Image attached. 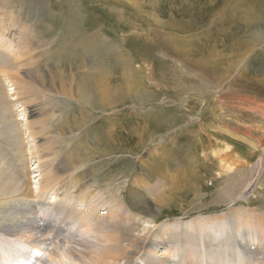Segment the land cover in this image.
Wrapping results in <instances>:
<instances>
[{
    "label": "rangeland",
    "instance_id": "374dc122",
    "mask_svg": "<svg viewBox=\"0 0 264 264\" xmlns=\"http://www.w3.org/2000/svg\"><path fill=\"white\" fill-rule=\"evenodd\" d=\"M0 28L1 57L34 48L26 65L34 73L24 72L37 87L29 107L4 81L34 198L52 161L59 181L73 174L71 182L92 195L77 209L88 210L95 195L99 216L120 209L124 245L137 243L130 257L161 235L156 250L169 264H264V222L252 224L264 220L263 0H0ZM47 109L55 117L48 123ZM165 115L179 123L165 128L170 121L156 120ZM59 183L40 200L56 205ZM243 213L251 222L240 220ZM72 220L60 215L67 229L54 242L90 251ZM174 235L179 241H165Z\"/></svg>",
    "mask_w": 264,
    "mask_h": 264
},
{
    "label": "bare ground",
    "instance_id": "6f19581e",
    "mask_svg": "<svg viewBox=\"0 0 264 264\" xmlns=\"http://www.w3.org/2000/svg\"><path fill=\"white\" fill-rule=\"evenodd\" d=\"M243 4H245V3H243ZM246 4H247V2H246ZM248 4H249V2H248ZM257 8H258V6H257ZM201 12H203V11H201ZM197 18H198V16H197ZM82 21L83 20L81 19V23H82ZM80 24L78 26H80ZM190 24L192 26V23H190ZM225 24H226V22H225ZM195 26H197V24H195ZM224 27H225V25H224ZM224 30H225V28H224ZM0 31H3V29L0 28ZM261 36H263V35H261ZM219 38H220V36H219ZM225 39H227V38H225ZM20 49H21L20 56L18 54L20 51H18V53L15 52L16 53V54L14 53L15 56L12 53V58L0 56V120H1L2 124L4 125L1 128L2 130L0 129V237L1 238L3 237L2 238L3 240L5 239V242H3V241L1 242L4 244V245L2 244L3 247H5V245H8V244L10 245L6 249H3V247H2V250L0 251V264H36L37 262H39L40 264H47V263L48 264H121V262L123 260H125L126 264H131V263L135 264L138 259L143 264H169V261L167 260L165 254L160 255L159 252H157V250H156L162 244V241L159 240L162 237L161 235L158 237V239L148 240V241H145L144 244H142V246H143V248H145V250H144L143 254L141 256H139V258H135L134 255L132 257H130L132 250L137 249V243L135 240H131L128 245H126V246L124 245L125 240L121 237V230H122L121 227H122L123 217H122L120 209H115L114 211H109L107 216H104V215L99 216L98 215L99 209H98V206L96 205L97 204V202H96L97 201V195L94 196V198H96V200L93 201L94 203L91 202V200H90V203L88 205V210L83 211V210L77 209V207H76L77 203H82V204L86 205L87 199H92V198H90L92 195L88 196V194L85 190H80L78 188V186H76L75 183L71 182V179L73 178V174H71L70 177L63 178V179H61V181H59L60 177L58 176L57 172H55L53 170L55 168H53V167L50 168L52 161H47L45 163V165L47 166L48 172H47V174H45L44 177H42L43 181H42V186L40 188L41 191L38 192L39 196L34 198L33 195H31L33 190H31V188L29 187V184L27 185V179H28L27 176L29 173L28 172L29 171L28 165L29 164H28V158H27L28 157L27 150L25 147V140H24L25 137H24V134H23L21 127H20V129L18 128V126H19L18 122L19 121L15 117V112H13V110H14L13 99L8 98L7 88H6L5 83H4L5 80H10L12 87H14L15 96L17 97V101L19 103L27 106V104H30L32 102L31 97L33 96L34 93H36L37 87L33 82L29 81V79L26 78L27 76L24 74V72L27 74H29L30 72L34 73V71L30 70L28 72L26 70V65H28V64L33 65L34 64V61H35L34 60L35 57L33 55L34 48L32 46H30L29 44H27V45H24L22 47L20 46ZM18 50H19V48H18ZM13 51H16V48ZM2 52H4V51H2ZM28 56H30V58ZM24 57H25L26 61H24ZM195 62L196 61H191V62L188 61L187 66H186L187 69H189V70L191 69L192 71H195V65H196ZM196 66H197V70H198L199 66L198 65H196ZM32 70H33V68H32ZM198 72H200V71H198ZM198 72L196 71V73H198ZM129 78H130V76H129ZM192 79H193V77H192ZM201 80H202V78H201ZM185 82H187V81H185ZM198 82L199 81H194V82L192 81L191 83H194L196 85L197 90L203 89V87H202L203 84H202V86L197 85L196 83H198ZM43 86L46 87L44 84H43ZM81 90H82V88H81ZM41 91H42V93L45 92L43 90H41ZM85 91L82 92L81 96H83L85 98V100H89L90 98ZM48 93H47V96H48ZM100 93H102V92H100ZM107 93L109 94L110 92L108 91V92H106V94ZM203 93L205 94V92H203ZM104 94H103V96H104ZM49 97H50V95H49ZM101 97H102V95H101ZM116 97H117V95H116ZM105 98H108V97H105ZM120 99H121V97H120ZM28 100H30V103H28ZM102 100H104V99H102ZM45 101H47V100H45ZM81 101H82V99H81ZM111 101L114 102L116 100L112 99ZM115 103L117 105V102H115ZM92 104H91V106H92ZM83 105H85V104H83ZM88 105H89V103H88ZM98 106L99 105H97V108H98ZM27 107H29V106H27ZM35 111H37V108ZM173 111H175V110H173ZM50 115H51L52 119L55 118L54 115L50 111H48V109L45 110L44 121H47V123H48V120H45V119L51 120V117H49ZM172 115H174V114H171L170 116H172ZM156 120H158V121L164 120L166 122L170 121L171 123H168L165 128H168L173 123V125L169 127L171 129V127H173V126L175 127L176 123H179L180 118L170 119L169 117H166V115H165L163 117L162 116L159 117ZM44 121H43V123H44ZM43 123H42V125L46 124V122H45V124H43ZM156 124H157V122H156ZM158 124H159V122H158ZM30 125H29V128H31ZM149 125L150 124H145L144 128H147ZM128 126L130 127V129H136L137 128V125L130 124ZM46 127H47V124H46ZM187 130H189V129H187ZM51 133H52V131L47 132V136L49 135L51 137L52 136V135H50ZM227 133H231V132L229 130H227ZM36 134H38V133L33 131L32 129L30 130V135L32 137H35ZM55 137L56 136H53L52 138H55ZM235 137H238L239 139L245 141L246 143L251 145V147H253V148L257 147L254 142L250 141L246 137H242L239 135H235ZM53 154H55V153L52 152L51 156ZM44 155L46 157H50V155H47V154H44ZM221 160H224V157ZM223 164L225 165V167L228 171H232L234 169V165H233L232 161H230V162L225 161V163L223 162ZM56 168H58V167H56ZM227 170H226V172H227ZM61 171L66 172L67 169H66V171L65 170H61ZM58 183L61 184V186L58 187V191H57L58 193L57 194H58L59 200H58L56 205L55 204L53 205L52 203L51 204L45 203V201H44L45 199L40 200V197L45 198L43 193L46 194V192H48V190H50L51 188H55L58 185ZM25 185L28 186V190L26 192H25V190L27 189V187L24 190ZM43 190H45V191H43ZM41 192H42V194H41ZM98 199H99V197H98ZM35 213H36V216H34ZM66 214L71 218V220L74 219L76 224L79 225L81 235H83V237L87 236L86 241L82 236H80V237H82L81 241H84L85 243L89 242L92 244V248L90 251H86L84 248L77 249L74 246L69 247V246L61 245L58 242H54V240L56 241V238H57L54 236V234L57 236V231L59 234H61L64 231V229L66 228V227L59 226L60 225L59 224L60 223V221H59L60 215L64 216ZM239 216H240L239 218H241L240 220H242V222H245V223L248 221L251 222V220H249V218L246 217L244 215V213L239 215ZM240 220H238V221H240ZM259 221L264 222V220L262 221V219L260 218L258 221H256V222L254 221V223H252V224L257 225V224H259ZM72 222H73V220L71 221V223ZM73 224H71V225H73ZM67 232L68 231H66V235H67ZM68 233H70V232H68ZM52 234L54 236V239L50 238V240H48L47 236H50ZM92 234H94L93 238L91 237ZM185 235H187V233L181 234V236H185ZM78 236H79V233H78ZM78 236H75V237L77 238ZM166 236H168V235H166ZM80 237H79V239H80ZM65 239H66V237H65ZM67 240H69V244H70V242H71L70 239H67ZM174 240L179 241V238H177V236L174 235V238L170 237V239L167 238L165 241H168L169 243H171ZM0 241H1V239H0ZM66 242H68V241H66ZM140 248H141V244H140ZM248 251L250 252L251 250H248ZM44 252L47 253V256H48V259L50 260V262H49V260H48V262H46L45 260L44 261L42 260L41 256H43L42 254ZM249 252H246V254H249ZM176 253H178V252H176ZM262 254H264V250L262 251ZM263 257H264V255H263Z\"/></svg>",
    "mask_w": 264,
    "mask_h": 264
}]
</instances>
